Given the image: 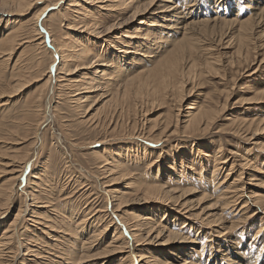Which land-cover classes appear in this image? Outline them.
Instances as JSON below:
<instances>
[{
	"label": "bare ground",
	"instance_id": "bare-ground-1",
	"mask_svg": "<svg viewBox=\"0 0 264 264\" xmlns=\"http://www.w3.org/2000/svg\"><path fill=\"white\" fill-rule=\"evenodd\" d=\"M34 1L35 2H33L32 0H0V67L8 66V68L13 71L15 64L11 68L10 63L11 61H13L14 57H16V53L21 48L23 49L20 50L19 55L20 53L24 54L23 51L27 47H32L30 48L32 51L36 52L37 50L35 56H39L41 53L47 52L49 57H51L52 60L49 58L51 62L50 64H48L45 70L46 74H43V76L46 77L43 83V90H46V88H48V92L45 97L44 108L41 110L42 118L40 122H37L40 123L37 124V126L39 125L38 128L35 126V128H37L36 132H34L35 136H32L31 132L32 138L34 137L33 140L36 142H41V144V126L52 119L53 109L51 108L50 97H53L52 94L54 86L56 84L58 86L65 87V89L71 90L69 95L71 97V105H74V108L81 109L83 111L82 115L84 116L80 117H83L85 119V117L90 114V111H93L95 109L93 115L91 114L92 117H89L90 120H93L95 117H97L101 110L105 111L106 107L111 106V104L116 105L117 103V105H119V102L125 100V98H127V95L129 94L127 92L130 86H133L132 88L136 86L132 92H135L137 89H139V91L137 90L138 92L134 93L135 97H138L139 94H142L144 90H147L148 93L150 92V94H148L145 91L150 97L149 100L152 99L153 101H157L159 99L164 100L166 98L168 99L169 97H173L174 100L178 101V103L180 104L184 101V97H187V99L188 97L190 98L193 90L195 89V86L200 87V83H198L197 85L195 83L199 82V80L204 76V73L208 74L211 72L215 73L216 70L219 71V69H215V67H213V65L211 64L214 63L213 61H211L212 58H208L211 55L203 52L201 50V47L196 48L195 42L198 41L196 39V36L198 35V33H200L198 31H201L203 27H209L212 30L218 27L234 28V26H236L237 29L235 31H237L240 36V38L238 37V45L243 46L244 43V47L246 46L247 48L248 45L246 41L249 42L250 40L249 36H247L248 33H251L252 28L257 26L260 21H262L264 18V7L262 6L260 0H237L238 3L234 2V0H215L214 6L216 10H213V14L210 10H208L212 5L211 0H191L190 2H188V0H143L144 3L147 2L146 4H141L142 0H66L67 6L62 7L61 5V7H59L56 11L54 10L53 13L55 12V15L59 17L61 26L62 22L66 19L62 10H64L65 12H73L77 14L65 27V29L75 34H72L68 37L64 35L61 38V42H56L52 38L50 32H48L47 28H45L46 21L44 22L42 20L40 23H38V20L45 11L49 10L48 8H54L64 0H55L51 2L48 0H40L47 2V4L36 10L37 12L35 11L36 13L32 16L34 20V23H32L33 28L29 33L24 34L22 25L26 21L25 18L22 17H26L28 12L33 9L34 5L36 3H39L38 0ZM95 3L102 4L100 5V7H96L97 11H110L113 13L111 16L115 18L119 14H121L120 10H131V14L129 15V17L127 16L128 19L124 21L125 18H122L124 22H126L127 20L133 21L141 14L148 15L147 18L144 17L145 19L139 20L137 24V29H142L143 35H141V37L138 38L139 40L135 41L132 45L133 51L129 50L131 48L129 47V44L132 43L131 41H129V39H133L136 36L132 33L126 35V40L123 41V44L120 42L116 45L114 42L106 43L104 42L105 40H102L103 38L100 37L102 35L96 28L97 24L94 21L95 18H93L91 21L90 19L88 20V18H86L87 16L91 17L93 15H91L87 11V9L91 7L90 5ZM250 4L252 6H250ZM85 5L89 7H86ZM250 7L252 8V11H256L257 13L243 20L238 19L239 17H242L244 9H250ZM229 8L235 10L234 18H230L229 14L227 13V9ZM46 15L44 16L46 17ZM256 16H258L256 19V21L258 22L252 24V20H254L252 17ZM228 17L230 19H228ZM112 24L107 28L105 27L108 24L104 26L105 33H109L113 27L119 28L120 26V23H118L119 26H117L116 24ZM89 34H92V40H89ZM200 35H202V33H200ZM245 36L246 38H244ZM200 39H203V37H201ZM102 42L104 43V45H102ZM46 43L47 45L49 44V49H51L50 51H47ZM203 48H205V46ZM238 49V54L240 55L242 48L238 47ZM39 50L45 51L38 52ZM250 52L251 50L249 51V53ZM31 54L34 55V53ZM247 54L248 51L246 50V55ZM134 55H139V57H141V61L138 60L140 58L135 57ZM198 55H201L202 59L203 56H205V58L203 59L204 61H202V63L199 61ZM206 55L208 57H206ZM246 55L244 56V58L246 57ZM250 57L251 54L248 58ZM247 61L248 59L246 60V62ZM237 62L239 61L237 60ZM28 63L29 62H27V64ZM259 63V65H263L264 58H262ZM24 65L26 66V63ZM202 65L203 67L206 66V71H204L205 68L202 69ZM234 65L237 67V64ZM24 68L26 70L28 69L27 67ZM35 69L38 70L39 68L37 69L36 67ZM255 71H253L252 74ZM2 72L0 70V74ZM18 77L19 76H17V78ZM15 78L16 76L14 77V79ZM18 80L19 78L16 80V82L14 81V84L12 82L11 84L13 85L8 86L9 88H7L6 90H0V99L2 97H6L7 94L14 95V93L20 91V89L22 88V84L20 83L22 81H20L21 79L19 81ZM185 85H191V87L188 89L189 92L186 95L183 92V89L185 90V92L187 90L184 88ZM26 86L27 85H25V87ZM228 88H226V90ZM231 89H233V87ZM39 90L40 89H38L37 91V94L39 92L38 96H34V98L36 97L38 99L36 103H40L39 100L42 99V91ZM228 92H230L229 89ZM257 94H259V96L256 97V99H260L262 101L264 99V90L263 92ZM141 96L139 97L141 98ZM97 101H99L101 105L96 109L95 103ZM226 101L224 99L223 105H220L218 102V105L220 106L217 110L214 109L215 113H223V111L225 110L224 108L227 107ZM7 102H1L0 108L6 107ZM89 103L90 106H87V104ZM30 104L32 107V101ZM39 105L41 108V104ZM39 105L36 107H39ZM206 105H200V103L198 104L196 100H194L189 105L187 104V111L181 114L179 122L177 119L179 108H177V114H173L176 123L172 121L173 125L169 126L168 124L171 122L168 123L164 121L166 122V124L163 125V122V126L161 128L159 127L160 130H158L159 128L157 129L158 133L156 135H153V142L156 143L155 150H148L144 147L145 145L140 146L138 144V141L150 140V138L148 136H142L143 133L146 134L144 132V130L146 129L140 130V128H136V125L134 124V126H132L131 136L123 138L126 142L123 148L121 146L120 149L115 151H109L105 148L106 150L103 151V154L100 152L98 153L100 154L98 156L96 152V155H94L96 157L94 158L95 160L97 158L99 161L98 166H95L98 167V173H94V170L92 171V169H88L90 173L91 171L94 173L91 177L94 178V183H96V185L92 183L94 186L91 190L90 183H88V179L85 178V180L87 181L83 182L80 179L83 177H74L75 173L73 175V173L71 172L67 177L68 182L66 181L67 183H65H71L75 179L77 180V182L73 181L74 183L72 182L71 184L73 185L77 183L78 185L76 184V188L72 189H70L72 185H69V192H67L68 194H66V196L64 197H62V193L66 184L65 186L62 185L61 187L63 188L57 189L58 191H60L57 194V197L53 199V196L55 195L54 193L56 192L55 188H57L56 186L58 185L56 184L55 186H53L50 181L49 184L46 185L44 183L45 181L43 180L45 175L42 173L41 170L40 171L42 174L33 176L31 175L32 178L30 179V181L27 180L29 181L27 182L28 185L25 183L27 187L23 190L26 192L25 198L30 203H27L25 198L22 204L19 201L18 204L21 205L18 206V209L16 208L17 211L16 214L13 216L14 219L12 221H8L7 223L3 221L0 222V226L7 225V227L3 228L0 232V264H24V262L26 264H108L110 258L122 253L123 256H121L120 259L112 261L109 264L263 263L264 180H261L255 175L256 173H259V171L261 172V170H258V166H251L250 160L246 161V159H243L241 157L239 161V166L242 167L241 171H239V174H237V176H234L233 179H228L230 177V172H232L234 169L233 164L236 159L231 160L230 164H228L229 159L227 158V156H224L225 154L221 143H217L218 145H215V147L211 146L210 144H199L200 140L206 139V135H208L211 130H213V126L216 124L217 119V116H214L215 113H212V111H210L212 110V108L209 110L210 104L209 106L207 105L208 107ZM36 107L34 109H36ZM86 107L87 109L84 111L83 109ZM212 107L215 108L216 106L214 107L213 105ZM26 109L29 110V108L27 107ZM28 110H26V112H28ZM32 112L38 113L39 111L33 110ZM102 113L103 112H101L100 114ZM233 116L235 118V115ZM168 117L170 120H172L170 118V115ZM169 119L166 120L169 121ZM227 120H229L228 123L230 121L232 122L230 123L231 125H236V123H238L241 126L240 130L235 129L230 131H234L235 134H240L241 136L244 135L245 139H250V141L252 139L255 140V137L257 135L259 136V134L264 131V119L237 121L236 119L231 118ZM108 121L111 122V119L109 118ZM97 125L98 124H95L94 128ZM231 127L234 128V126ZM251 127L255 128L252 129ZM13 128L14 127H11V129ZM152 128L154 127L152 126L148 128V131L150 132ZM23 130L25 131L26 128L24 127ZM34 130L35 129H33V131ZM216 133H219V131ZM13 135H15V131ZM25 136L21 138L24 139L26 138ZM174 137L176 140L182 141V139H184L190 146H194L193 148L187 149L189 151L188 154L190 156L187 157L185 160L182 158V154H185L187 150H183V147H180V145H182L181 143H176L173 148L171 147L167 150H164L163 146L160 149L157 148L158 145H161L160 143L163 144L169 141L173 142L175 140ZM56 139L58 138L56 137ZM101 140L99 139L98 142H100ZM32 142L33 141H31V144ZM14 143L15 142H13V144ZM28 144L26 146H28ZM38 144L40 145V143ZM165 146H167V144ZM33 147H36L35 144L33 145ZM260 147L262 148V150H264V145H260ZM9 148L10 155L8 154L7 156L12 158L6 157L7 162L0 161V166L4 168V173L6 175H9L7 180H4L5 182L1 184L3 186H0L2 188V190H0V219H3L4 216H7L10 202L14 200H12L14 192L12 190L13 184L17 180H22V178L24 177V173L26 172H24L26 165L22 167L23 164L21 162L19 163L18 160L20 159L17 158L18 156L16 155V158L12 156L13 152L11 153V150L13 148ZM21 148L24 149L23 147ZM174 149L176 150L174 151ZM20 150L21 149L19 148L18 152H21L22 155V150ZM9 151L7 153H9ZM23 152L26 151L23 150ZM61 153L64 155L63 152ZM25 155H27L26 157L28 158V160ZM25 155L24 157L26 159L22 157L21 158L30 162L31 160H29L28 154L26 153ZM61 157L62 156H60V158ZM259 157L261 158V156ZM243 161L245 162L242 163ZM53 163L55 164V162ZM141 163H145L146 171L156 168L157 174L156 172H154L155 176H152V171V175H147L146 173L148 172H145L142 174L143 177L135 178V174H133V172L139 169ZM95 164L97 165V163ZM163 164H167V169L165 168V170L162 171V174H160V168L163 166ZM226 164L229 165V170L224 173L225 176H223V178L220 180V171L225 168ZM66 166L63 165L62 168L64 167L63 169H65ZM1 170L2 169H0V171ZM77 170L78 169H76L75 171ZM244 170H247V172H243ZM64 171L66 172V170ZM56 172L58 175V170ZM37 173L39 174V172ZM44 173H46V171ZM87 174L89 173L87 172ZM95 174L96 176H94ZM48 175L51 174L48 173ZM163 176L165 177V179H163ZM51 177L53 178L54 176L52 175ZM46 178L45 180H47ZM78 179H80L81 181H78ZM250 179H254V183L253 189L248 192V189L245 187L244 182L245 180L247 181ZM120 182L122 187L121 189L118 186H115ZM42 183L47 186V189L42 188V186H44ZM196 186H198L199 189L209 187V189H207L205 193L202 192L204 190L200 191L203 194L199 200L203 199L209 203V205L203 208H200L201 201L192 204L189 199V197H191V195L197 191ZM16 187L18 188L21 186L16 185ZM98 187H100L101 189L100 193H98ZM94 188L97 190L94 191ZM128 195H133V197H131L132 199H126V196ZM76 196L77 198H75ZM72 198L75 201L72 200ZM78 198L79 200L82 199L83 201L81 203H76V200H78ZM100 198L102 199V202L104 201L103 204H100ZM56 199H59L58 201L62 203V207L58 204L53 203V201H55ZM152 201L162 205L160 206L159 212L156 215L153 214L155 212H152L153 209L149 210L150 212L146 210L145 214H138V212L128 208L134 203L145 204L152 203ZM170 210H172L173 212H170ZM259 210H261L262 216L260 212H258ZM233 211L236 212L235 215H232ZM24 215H27V218L25 219L26 222L35 227L31 233L28 231L30 233V236L28 234L26 235L25 231L21 233V235L17 231V226H20V224L17 225V223L19 221H22L21 218ZM234 217L237 218L233 221H229ZM256 219H259L260 222L259 224L257 223L258 225L255 227V230H253L254 237L251 238L252 240L249 242V244H247L246 247V244L244 245L241 242L240 237L243 235L244 230H246L245 227H247L249 224H253ZM177 224L180 225L177 226ZM223 224L225 226H223ZM62 228H65L64 235ZM37 231H39V233ZM53 231L57 234L50 237L51 234L49 232ZM209 231L215 233L214 237H222V240L210 239L207 242L208 244H206V241L202 244H199L200 240H205L204 235H207L208 238H212V236L209 235ZM110 232H112V235L110 236V240H108V234ZM40 233L45 235L46 239H50V243L44 242V238L42 239L40 238V235H38ZM190 233H192V236H188ZM105 241H107L106 244ZM40 242L43 243V245L46 244V247H50V251H53V255L57 260L49 258V256L46 257L45 255H42L43 252L41 253L39 251L40 248H38V246H40ZM152 245H156L160 248L162 247L164 251L161 250L159 252H156V254L150 252L148 247ZM182 245L185 246L187 250L181 254L179 253V250L182 249ZM214 246H216V248ZM196 247L199 248L194 249ZM205 247L207 250H205ZM46 250L47 249H45V251ZM50 253L52 254V252ZM214 253L220 254L216 256V254ZM28 256L30 258H26ZM204 258H206L205 261L202 260Z\"/></svg>",
	"mask_w": 264,
	"mask_h": 264
},
{
	"label": "rangeland",
	"instance_id": "rangeland-1",
	"mask_svg": "<svg viewBox=\"0 0 264 264\" xmlns=\"http://www.w3.org/2000/svg\"><path fill=\"white\" fill-rule=\"evenodd\" d=\"M33 2H35L34 0H32ZM48 1H55V0H48ZM191 0H188V2H190ZM39 3H36L33 7L32 10H30L28 12V14L26 15V17H22V18H25V23L22 25V28H23V31H24V34H27L31 31V29L33 28V25L32 23H34L33 21V15L37 12L36 10H38L39 8L43 7L45 4H47V2H44V1H40L38 0ZM65 2V3H64ZM212 2V5L211 7L208 9L212 12L213 14V10H216L215 9V0H211ZM234 2L238 3V1L234 0ZM262 6L264 7V0H260ZM147 3V2H146ZM143 2V0L141 1V4H146ZM99 4V5H97ZM66 7V0L60 2V4H58L56 7L52 8H48L49 10H52V11H45L43 14L46 15V17L43 15V19L42 18H39L38 20V23H40L42 20L45 22L46 21V27L48 32H50L52 38L56 41V42H61V38L65 35L66 37L72 35V34H75V33H72L71 31L65 29L66 25L68 23L71 22V19L74 18L77 14L73 13V12H65L64 10H62V12L64 13V16H65V21L62 22V26H61V22L59 20V17L56 16L55 12L53 13V11L57 10L59 7ZM100 5H102L101 3H95V4H92L90 5L91 7L85 5L86 7H89L87 9V11L92 15L90 16H87L86 18H88V20L90 19V21L95 18V23L97 24L96 28L97 30L101 33L102 36H100L101 38H103L102 40H105L104 42H114L116 45L118 43H122L123 44V41L126 40V35H129V33H132L134 35H136L133 39H129V41H131L132 43L129 44V47H131L129 50L130 51H133V47L132 45L134 44L135 41L139 40L138 38L141 37V35H143V31L142 29H137V24L139 22V20H143L145 18H147L148 15H145V14H141L139 15L136 19H134L133 21L132 20H127L126 22H124L126 19H128L129 15L131 14L129 9H121L120 10V13L117 17L119 18H115V17H112L111 15L113 14L112 12L110 11H97V8L96 7H100ZM93 6V7H92ZM235 6V5H234ZM250 6H252L250 4ZM119 8V9H120ZM95 9V10H94ZM252 8L250 7V9H244L243 13H242V17H239L238 19H245L255 13H257L256 11H252L251 10ZM36 11V12H35ZM117 12V11H116ZM128 12V13H127ZM221 12V11H220ZM226 12V10H225ZM66 13V14H65ZM119 13V12H118ZM227 13L229 14L230 18H234V14H235V10L234 9H227ZM241 14V13H240ZM98 15V16H97ZM122 16V17H121ZM128 16V17H127ZM211 16V15H210ZM214 16V15H212ZM263 16H264V13H263ZM45 17V18H44ZM145 17V18H144ZM258 16L256 17H252L254 20H252V24H255L256 22V19H257ZM124 21H123V19ZM228 17V19H230ZM29 19V20H28ZM32 21H31V20ZM114 19V20H113ZM116 19V20H115ZM119 19V20H118ZM137 20V21H136ZM115 21V22H114ZM121 21V22H119ZM118 25V23H120V26L119 28L118 27H113L111 29V33H105L104 29L107 28L108 26H110L111 24ZM124 22V23H123ZM108 24V25H107ZM112 24V25H113ZM107 25V26H106ZM257 25V24H256ZM104 26H106L104 28ZM258 26V27H257ZM253 27L255 29L252 28V32L248 33L247 36H249V42L246 41L247 43V48L246 46L244 47V43H243V46H239L238 45V37L240 38L239 36V33L237 31H235L237 29L236 26H234V28H230V27H227V28H221V27H218L219 28V31H218V28H215V29H212L209 28V27H203L201 31H198L200 33H202V35H200V33H198V35L196 36L197 40L198 41H194L195 42V45H196V48H202L201 50L203 52H205L206 54H210L211 56H207L208 58H212L211 61H213L214 63H210L213 65V67H215V69H219L215 71V73H204V76L199 80V82H196L195 84L197 85L198 83H200V87L199 86H195V89L193 90L192 92V95L190 96V98L188 97H184V101L182 103H178V101H175L174 98L172 100V98H166V99H159V100H149L150 97L148 96V94H150V92L148 93L147 90H144L142 94H139V96H141V98L138 96V97H135V92H138L139 89H135L136 91L135 92H132L134 90V88L136 86H134V88H132L133 86H130L129 89H128V92L129 93L127 95V98H125V100L119 102V105H116L114 104H111V106H108L106 107L105 111L101 110L99 112V114L97 115V117H95L93 120H90V116L91 114L93 115L94 113V110L90 111V114L87 115V117H85V119L83 117H80V116H84L82 115L83 111L81 109H76L74 108V105H71L72 102L70 100V91L71 90H68V89H65V87H62V86H58L57 84L54 86V90H53V94L52 96L53 97H50V103H51V108L53 109L52 110V119L49 120L48 122L44 123L42 126H41V131H42V134H41V137H42V144L41 142H36L34 141V137L32 138V136H35V133L38 126L37 124H40V123H37V122H40L41 121V118H42V112L41 110L44 108V101H45V97H46V94L48 92V88H46V90H43V83L46 79L45 76H43V74H46V67L48 66V64H50V60L49 58L51 59V57H49L48 53L45 52V53H41L39 56H40V59H39V56H35V54L37 53V50L36 52L35 51H32L30 48L32 47H27L26 49H24L23 53L24 54H21L19 55V52L20 50H22L23 48H21L17 53H16V57H14L13 61H11L10 63V66L12 68V66L15 64L14 66V70L11 71L10 68H8V66H3V67H0V70H1V74H0V90H6L7 88H9L8 86H12L14 84V81L16 82V80L19 78L20 81H22L20 84H22V88L20 89V91L11 94H7L6 97H2L0 99V103L1 102H7V105L6 107H2L0 108V161H5L7 162V158H12V157H9L7 156L8 154L10 155V151H9V147H12L11 149V154L14 158H17L18 159H26L27 155H25L26 153L28 154V157H29V160H31L30 162L26 161V160H18L19 163L21 162L22 164V167L25 166V169H24V177L26 178H22V180L20 179L15 181V183L13 184V188L12 190L14 191L13 192V197H12V200H16V201H12L10 202V206H9V210L7 212V216H4L3 219H0V222L3 221L5 223H7L8 221H12L14 219V215L16 214V211L18 209V206L22 204L23 200H25V196H26V192L23 191L24 189H26L28 183L30 181V179L32 178L33 175H40V174H44V178L43 181L46 185L49 184V181L51 184H53V186H55L56 184L59 186H56L57 188H55L56 192L53 194V199H55V197H57V194L59 193V191L57 189H61L63 187H61L62 185L65 186V184L68 182V179L67 177L69 176V173H75V176L74 177H83V178H80L83 182L84 181H87L85 180L88 179V183H90V190L92 189V187L94 186L92 183H94L95 181L93 180L94 178H92V174H94L95 172L98 173V167H95V166H98V159L94 157V155H96V152H97V156L100 155L98 153H102L103 154V151L108 149L109 151L110 150H118L121 148H123L124 144L126 143L125 140L123 138H126L127 136H131V130H132V126H134V124L136 125V128H140L141 129H146L144 130V132L147 134H142V136L144 137H149L150 140H144V141H138L139 145L141 146H144L146 149L148 150H155L156 149V143H154V139L152 138L153 135H156L158 132H157V129L160 127H162L163 125L166 124V122H171V123H167L169 126H172L173 125V122H175V119H174V116L173 114H177V108H179V113L177 114V119H178V122L181 118V114H183V112L187 111L186 108L188 107L187 104H191L194 100H196V102L200 105H208L210 104V108L209 110L212 108V113H215V110L214 109H218L220 105H223L224 103V99L226 101V106L223 111V113H215L214 116L217 118L216 119V124L213 126V130H211V132L206 135V139H202L200 140L199 144L201 145H207V144H210L211 146L215 147V145L217 146L218 144H222V148L224 150V156H227V158L229 159V162L228 164H230V161L231 160H235L234 164H233V171L230 172V178H234V176H237V174H239V171H241V166L240 165V158L242 157L243 159H246V161H249L251 162V166H258V170L260 169L261 172L259 171V173H256L255 175L260 178L261 180H264V150H262V148L260 147V145H264V131H260L258 134L259 136L257 135L255 138V140H251L250 139H245L244 135L241 136L240 134H235L234 131H230V130H235V129H238L240 130L241 129V126L240 124L236 123V125H231L230 123H232L231 121L228 123L229 120L227 119H236L237 121H241V120H246V121H250V120H261V119H264V99L261 101L260 99H256V97L259 96V94L257 93H260V92H263L264 90V64L263 65H259L260 63V60L262 58H264V18L262 21H260V23ZM257 27V28H256ZM100 28V29H99ZM103 28V29H102ZM121 28V29H120ZM38 29V28H37ZM115 29V30H114ZM207 31H206V30ZM229 31H228V30ZM231 29V30H230ZM121 30V31H120ZM137 30V31H136ZM205 30V31H203ZM103 31V32H102ZM209 31V33H208ZM222 31V32H221ZM38 32V31H37ZM35 32V33H37ZM114 32V33H113ZM134 32V33H133ZM206 32V33H205ZM213 32V33H212ZM237 32V33H236ZM39 33V32H38ZM105 33V34H103ZM142 33V34H141ZM108 34V35H107ZM194 34V33H193ZM196 34V32H195ZM194 34V35H195ZM207 34V35H206ZM92 35V34H91ZM90 34L88 35V38L89 40L91 39L92 40V36ZM200 35V37H199ZM216 35V36H215ZM254 37H253V36ZM211 36V37H210ZM201 37H203V39H200ZM100 38V39H101ZM212 38V39H211ZM219 38V39H218ZM221 38V39H220ZM243 38V37H242ZM246 38V36L244 37ZM101 40V41H102ZM193 40V39H192ZM253 40V41H252ZM99 41V42H101ZM119 41V42H118ZM203 41V42H202ZM49 42V40H48ZM193 42V43H194ZM199 42V43H198ZM198 43V44H197ZM202 43V44H201ZM251 43V44H250ZM101 44V43H100ZM209 44V45H208ZM47 45V43H46ZM102 45H104V43L102 42ZM49 44L46 46L47 48V51H50L51 49ZM205 46V48L203 47ZM25 47V46H23ZM237 47V48H236ZM238 47L239 48H242L241 50V54L239 55L238 54ZM250 47V48H249ZM99 48V47H98ZM125 48V47H124ZM123 48V49H124ZM208 48V49H207ZM211 48V49H210ZM237 49V50H236ZM248 51V54L246 55V50ZM253 49V51H252ZM200 50V49H199ZM207 50V51H206ZM235 50V52H234ZM245 50V51H244ZM251 50V52L249 53V51ZM45 51V50H43ZM42 50H39L38 52H43ZM258 51V52H257ZM92 52V50H91ZM26 53V54H25ZM31 53H34L31 54ZM232 54V55H231ZM237 54V55H236ZM246 55V57L244 58V56ZM251 54V57L248 58ZM25 57H24V56ZM254 55V56H253ZM24 58H23V57ZM135 56V55H134ZM201 56V55H200ZM198 55V59L199 61L202 63V61H204L203 59L205 58V56H203V59H202V56L200 57ZM21 57V58H20ZM38 57V58H37ZM135 57H138L140 59H138L139 61H141V57H139V55H136ZM236 57V58H234ZM23 58V59H22ZM36 58V59H35ZM215 58V59H214ZM35 59V60H34ZM38 59V60H37ZM229 59V60H228ZM240 62H237V60ZM248 59V61L246 62V60ZM17 60V61H16ZM29 60V61H28ZM52 60V59H51ZM16 61V62H15ZM26 63V66L24 65ZM40 61V62H38ZM48 61V62H47ZM216 61V62H215ZM231 61V62H230ZM18 62V63H17ZM22 62V63H21ZM27 62H29L27 64ZM31 62V64H30ZM38 62V63H37ZM42 62V63H41ZM45 62V63H44ZM231 64V65H229ZM236 62V63H234ZM253 62V63H252ZM40 63V64H39ZM44 63V65H43ZM21 64V65H19ZM234 64H237V67L234 65ZM242 64V65H240ZM256 64V65H255ZM43 65V66H41ZM23 66V67H22ZM31 66V67H30ZM37 67L38 70H36L35 68ZM229 66V67H228ZM232 66V67H231ZM235 66V67H234ZM243 66V67H242ZM258 66V67H257ZM7 67V68H5ZM19 67V68H18ZM22 67V68H21ZM24 67H27L28 69L26 70ZM31 69H30V68ZM222 69H221V68ZM246 67V68H245ZM45 68V69H44ZM205 68V69H204ZM230 68V69H229ZM21 69V70H19ZM24 69V71H23ZM202 69H204V71H206V66L203 67L202 65ZM236 69V70H235ZM238 69V70H237ZM247 69V70H246ZM252 69V70H251ZM41 70V71H40ZM235 70V71H234ZM241 70V71H240ZM256 70V71H255ZM10 71V72H9ZM23 71V72H22ZM255 71L253 74L252 72ZM41 72V73H40ZM238 72V73H237ZM17 73V74H16ZM30 73V74H29ZM33 73V74H32ZM22 74V75H20ZM32 74V75H31ZM234 74V75H233ZM249 74V75H248ZM252 74V75H251ZM29 75V77H28ZM41 77H40V76ZM214 75V76H213ZM220 75V76H219ZM224 75V76H223ZM236 75V76H235ZM11 76V77H10ZM16 76V78L14 79V77ZM17 76H19L17 78ZM21 76V78H20ZM33 76V77H32ZM216 76V77H215ZM222 76V78H221ZM232 76V77H231ZM25 78V80H24ZM235 78V80H234ZM44 79V80H43ZM18 80V81H19ZM24 80V82H23ZM231 80H234V81H231ZM13 82V84H11ZM24 83V84H23ZM8 84V85H7ZM6 85V86H5ZM24 85V86H23ZM25 85H27L25 87ZM137 85V84H136ZM6 87V88H4ZM24 87V88H23ZM60 89H58V88ZM191 87V85H185L184 88L185 89H189ZM229 87V88H228ZM233 87V89H231ZM57 88V90H56ZM64 88V89H63ZM226 88L229 89L230 92H228V89L226 90ZM38 89H40L39 91H42V99L39 100L40 103H36V101L38 100L36 97L34 98V96H38L37 94V91ZM131 89V90H130ZM262 89V90H261ZM67 90V92H66ZM185 92V90L183 89V92L184 94L186 95L189 90ZM36 91V93H35ZM45 91V92H44ZM56 91V92H55ZM148 93H146V92ZM224 91V92H223ZM227 93H226V92ZM41 93V92H40ZM57 93V94H56ZM68 93V94H67ZM198 93H201V94H198ZM19 94V95H18ZM37 94V95H36ZM16 95V96H15ZM58 95V96H57ZM145 95V96H144ZM204 95V96H203ZM210 95V96H209ZM220 95V96H219ZM229 95V96H228ZM14 96V97H13ZM31 96V97H30ZM207 96V97H206ZM30 97V99H29ZM56 99H55V98ZM61 99H60V98ZM131 97V98H130ZM146 97V98H145ZM149 97V98H148ZM9 98V99H8ZM14 98V99H13ZM210 98V99H209ZM32 99V100H31ZM34 99V100H33ZM133 99V100H132ZM211 101H209V100ZM213 99V101H212ZM53 100V101H51ZM186 100V101H185ZM217 100V101H216ZM31 101H32V107H31ZM35 101V103H34ZM56 101V102H55ZM69 101V102H68ZM100 101V100H99ZM99 101H97L95 103V108L97 109L101 103H99ZM129 101V102H128ZM170 103H169V102ZM209 101V102H208ZM90 102V101H89ZM123 102V104H122ZM146 102V103H145ZM151 102V103H150ZM173 102V103H172ZM177 104H176V103ZM203 102V103H202ZM205 102H208V103H205ZM213 102V103H212ZM217 102V103H215ZM218 102L220 105H218ZM222 102V103H221ZM253 102V103H252ZM28 103V105H27ZM172 103V104H171ZM205 103V104H204ZM214 105L215 108H213L212 104ZM41 104V108H40V105ZM58 104V105H57ZM92 104V102H91ZM98 104V105H97ZM148 104V105H147ZM218 106H217V105ZM27 105V106H26ZM36 106L39 105V107H36V109H34ZM90 106V103L87 104V106ZM175 105V106H174ZM177 105V106H176ZM206 105V106H207ZM29 108L26 109V107ZM29 106V107H28ZM179 106V107H178ZM192 106V105H191ZM207 106V107H208ZM229 106V107H228ZM111 107V108H110ZM144 107V108H143ZM28 110V112H26V110ZM87 109L84 108L83 110L85 111ZM129 109V110H128ZM33 110H38L39 112L41 113H37V112H32ZM175 110V111H174ZM4 111V112H3ZM31 111V112H29ZM80 111V112H79ZM120 111V112H119ZM214 111V112H213ZM9 112V114H8ZM25 112V113H24ZM101 112H103L102 114H100ZM119 112V113H118ZM4 113V114H3ZM7 113V114H6ZM29 113V114H28ZM35 113V114H34ZM114 113V114H113ZM121 113V114H120ZM2 114V115H1ZM135 114V115H134ZM25 115V116H24ZM38 115V116H37ZM122 115V116H121ZM170 115V118L172 120L169 119V116ZM235 115V118L234 116ZM3 116V118H2ZM100 116V117H99ZM111 116V117H110ZM173 118H172V117ZM219 116V118H218ZM222 116V117H221ZM37 117V118H35ZM92 117V116H91ZM107 117V118H106ZM214 117V118H215ZM221 117V119H220ZM228 117V118H227ZM231 117V118H230ZM259 117V118H258ZM13 118V119H12ZM21 118V119H20ZM33 118V119H32ZM97 118V119H96ZM111 119V122L108 121V119ZM176 118V116H175ZM32 119V120H31ZM89 119V120H87ZM104 119V120H102ZM166 119H169V121H167ZM240 119V120H239ZM6 120V122H5ZM24 120V121H23ZM82 120V121H81ZM95 120H96V123H95ZM99 120V122H98ZM3 121V122H2ZM17 121V122H16ZM19 121V122H18ZM91 121V122H90ZM107 121V122H106ZM137 121V122H136ZM166 121V122H164ZM35 124H34V123ZM51 122V123H50ZM110 122V123H109ZM126 122V123H125ZM164 122V124H163ZM2 123V124H1ZM21 125H20V124ZM26 123V124H25ZM103 123V124H101ZM95 124H98L97 126H95L94 128V125ZM106 124V125H105ZM116 124V125H115ZM155 124V125H154ZM163 124V125H162ZM179 124V123H178ZM5 125V126H4ZM19 125V126H18ZM23 126V127H22ZM32 126V127H31ZM35 126L37 128H35ZM102 126V127H101ZM146 126V127H145ZM154 127L150 130V132L148 131L150 127ZM231 126H234L231 127ZM11 127H14L13 129H11ZM26 128V130L24 131L23 128ZM99 127V128H98ZM237 127V128H236ZM35 129L33 131V129ZM160 128L158 130H160ZM175 128V127H174ZM173 128V129H174ZM225 128V129H224ZM227 128V129H226ZM252 129H254L253 127H251ZM7 129V130H6ZM12 132H10L9 130ZM104 129V130H103ZM251 129V130H252ZM7 132H6V131ZM114 130V131H113ZM156 130V131H154ZM15 131V135H13ZM24 131V133H23ZM154 131V132H153ZM219 133H216L218 132ZM31 132H32V136H31ZM113 132V133H112ZM156 132V133H155ZM229 132V133H227ZM6 133V134H5ZM27 133V134H26ZM34 133V135H33ZM233 135H232V134ZM13 136H12V135ZM22 134V135H21ZM24 134V135H23ZM26 134V136H25ZM53 134V135H52ZM69 134V135H68ZM263 134V135H262ZM151 137H150V136ZM229 135V136H228ZM17 136V137H16ZM25 136L26 138H21ZM28 136V137H27ZM125 136V137H124ZM135 136V135H134ZM141 136V135H140ZM238 136V137H237ZM240 136V137H239ZM263 136V137H262ZM11 137V138H10ZM51 137V138H50ZM56 137L58 139H56ZM73 137V138H72ZM105 137V138H104ZM232 137V138H231ZM242 137V138H241ZM4 138V139H3ZM7 138V139H6ZM10 138V140H9ZM31 138V139H30ZM61 138V139H60ZM72 138V139H71ZM103 138V139H102ZM12 139V141H11ZM27 139V140H26ZM48 139V140H47ZM54 139V140H52ZM71 139V140H70ZM93 139V140H92ZM99 139L102 141L98 142ZM106 139V140H105ZM173 139V138H172ZM175 139V137H174ZM173 139V140H174ZM233 139V140H232ZM245 139V140H244ZM22 140V141H21ZM57 140V141H56ZM60 140V141H59ZM9 141V142H7ZM11 141V142H10ZM28 141V142H27ZM31 141L32 144H31ZM47 141V142H46ZM59 141V142H58ZM95 141V143H94ZM97 141V142H96ZM181 140H174L173 142L169 141V142H166V143H160L161 145H158L157 148H162V146L164 147L163 149L164 150H167L168 148H173V146L176 144V143H181L182 145H180V147L183 149V150H187L188 148H193L194 146H190L184 139H182L181 142H179ZM220 141V142H219ZM250 141V142H249ZM7 142V143H6ZM13 142H15L13 144ZM35 142V143H34ZM49 142V144H48ZM55 142V143H54ZM58 142V143H56ZM72 142V143H71ZM123 142V143H122ZM212 142V143H211ZM5 143V144H4ZM13 145H12V144ZM20 143V144H19ZM23 143V144H22ZM30 143V144H28ZM35 144V148L33 147V145ZM40 143V145L38 144ZM71 143V144H70ZM104 143V144H102ZM106 143V144H105ZM153 143V144H151ZM218 143V144H217ZM258 143V144H257ZM25 146L28 144V146ZM48 144V145H46ZM55 144V145H54ZM59 144V145H58ZM100 144V145H99ZM167 144V146H165ZM256 144V145H255ZM5 147H4V146ZM46 145V146H45ZM57 145V147H56ZM72 145V146H71ZM98 145V146H96ZM105 145V146H104ZM200 145V146H201ZM21 146L23 147L24 149H22L21 147H19L21 150H22V155H21V152H18L19 151V148L18 147ZM32 146V147H30ZM40 146V147H39ZM43 146H44V149H43ZM61 148H59V147ZM95 146V148H94ZM102 147V148H101ZM148 147V148H147ZM150 147V148H149ZM152 147V148H151ZM6 148V149H5ZM29 148V149H27ZM41 148V149H39ZM59 148V149H58ZM106 148V149H105ZM251 148V149H249ZM26 149V150H25ZM38 149V150H37ZM162 149V150H163ZM247 149V150H246ZM259 149V150H258ZM4 150V151H3ZM7 150V151H6ZM15 150V151H14ZM20 150V151H21ZM26 151V152H23ZM33 152H32V151ZM60 150V151H58ZM63 150V151H62ZM176 149H174L175 151ZM253 150V151H252ZM9 151V153H7ZM27 151H31V152H27ZM38 154H37V152ZM122 151V150H121ZM260 151V152H259ZM39 152H40V155H39ZM63 152L64 155L61 153ZM93 152V153H92ZM162 152V151H161ZM177 152V151H176ZM254 152V153H253ZM25 153V154H24ZM33 153V154H32ZM35 153V154H34ZM189 151L187 150L185 154H182V158L185 160L187 157H189L190 155L188 154ZM19 154V155H18ZM30 154V155H29ZM37 154V155H36ZM42 154V155H41ZM93 154V155H92ZM101 154V155H102ZM17 155V156H16ZM25 155V157H24ZM253 155V157H252ZM60 156H62L60 158ZM186 156V157H185ZM261 156V158L259 157ZM7 157V158H6ZM22 157V158H21ZM33 157V158H32ZM64 157V158H63ZM93 157V158H92ZM165 157V155H164ZM252 157V158H251ZM255 157V158H254ZM258 157V158H257ZM4 158V159H3ZM260 158V159H259ZM66 159V160H65ZM259 159V160H258ZM28 160V158H27ZM39 160V162H38ZM48 160V161H47ZM258 160V161H257ZM263 160V161H262ZM66 161V162H65ZM98 161V162H97ZM238 161V162H237ZM27 162V164H26ZM55 162V164L53 163ZM69 164H68V163ZM245 161H243L242 163H244ZM260 162V163H259ZM25 163V164H24ZM30 163V164H29ZM32 163V164H31ZM48 163V164H47ZM66 163V164H65ZM97 163V165L95 164ZM146 163V162H145ZM145 163H141L140 164V167L138 170L134 171L133 174H135V178H141L143 177L142 174L145 173V172H148L146 173L147 175H152V176H155V173L157 174V169L154 168V169H150L148 171H146V166H145ZM238 163V164H237ZM258 163V164H257ZM39 164V165H38ZM46 164V165H45ZM54 164V165H53ZM68 167L65 169L62 168L63 165ZM74 164V165H72ZM226 164L225 168L223 170L220 171V180L223 178V176H225L224 173H226L228 170H229V165ZM260 164V165H259ZM48 167V168H46ZM71 165V166H70ZM87 165V166H86ZM54 166V167H53ZM59 166V167H58ZM73 166V167H72ZM86 166V167H85ZM58 167V168H57ZM70 167V169H69ZM78 169L77 171H75L76 169ZM89 167V168H88ZM185 167V166H184ZM27 168V169H26ZM35 168V169H34ZM43 168V169H42ZM54 168V169H53ZM63 170H62V169ZM72 168V169H71ZM75 170H74V169ZM84 168V169H82ZM165 168L167 169V164H163V166L160 168V174H162V171L165 170ZM263 168V169H262ZM0 169H2L0 171V186L2 187L3 185V182H5L8 178L9 175H6L4 173V168H2L0 166ZM30 169V170H29ZM34 169V170H33ZM92 169V171L94 170V173L89 170ZM42 173H41V171ZM49 172H48V171ZM53 172H52V171ZM58 170V175H57V171ZM61 172H60V171ZM66 170V172L64 171ZM84 170V171H83ZM87 170V171H86ZM97 170V171H96ZM28 171V172H27ZM46 171V173L44 172ZM64 171V172H63ZM150 171V172H149ZM153 173H152V172ZM211 171V169H210ZM39 172V174L37 173ZM51 174V175H48V173ZM56 172V174H55ZM81 172V173H80ZM83 172V173H82ZM87 172L89 174H87ZM243 172H247V170L243 171ZM30 173V174H29ZM54 173V174H53ZM61 173V174H60ZM96 173V174H97ZM152 173V174H151ZM65 174V175H64ZM96 174L94 176H96ZM28 175V176H27ZM32 175V176H31ZM54 176L53 178L51 176ZM57 175V176H56ZM63 175V176H62ZM72 175V176H73ZM82 175V176H81ZM85 175V176H84ZM98 175V174H97ZM47 176V178H46ZM50 176V177H48ZM88 176V177H87ZM137 176V177H136ZM245 176V175H244ZM58 177V178H57ZM195 177V176H194ZM45 178L47 180H45ZM50 178V179H48ZM26 182H25V180ZM58 179V180H57ZM67 179V180H66ZM80 179H78V181H81ZM163 179H165V177L163 176ZM5 180V181H4ZM24 180V181H23ZM29 180V181H27ZM254 180V179H253ZM252 179L250 180H245L244 182V185L245 187L248 189V192L251 191L253 189V181ZM19 181V182H18ZM53 181V182H52ZM62 181V182H61ZM67 181V182H66ZM74 182H77V180H73ZM72 181V182H73ZM93 181V182H92ZM231 181V180H230ZM47 182V183H46ZM58 182V183H57ZM61 182V183H60ZM66 182V183H65ZM71 182V183H72ZM73 182V183H74ZM19 183V184H18ZM27 185H26V184ZM55 183V184H54ZM64 183V184H63ZM71 183H68L66 184L65 188L63 189V193H62V197L66 196V194H68L67 192H69V185H72ZM43 184V183H42ZM43 184L44 186H42L43 189H47V186ZM77 183L73 184L71 186L70 189L72 188H76V185ZM96 185V183H94ZM17 186H21V187H16ZM25 185V186H24ZM78 185V184H77ZM15 186V187H14ZM25 188H24V187ZM99 186V185H98ZM115 186H118L120 189L122 188L121 187V182L119 184H116ZM0 187V190H2V188ZM23 188V189H21ZM197 188V191L194 192L191 197H189L190 201L192 204L194 203H197L199 201H201V206L200 208H203L207 205H209V203L206 201V200H199L200 197L202 196L203 193L206 192L207 189H209V187H205L204 189H199L198 186H196ZM19 189V190H18ZM21 189V191H20ZM66 189V190H65ZM263 189V188H262ZM18 190V191H17ZM94 191H96L97 189H93ZM100 187H98V193H100ZM204 190V191H202ZM20 191V192H19ZM58 191V192H57ZM124 191V190H123ZM200 191H202L203 193H201ZM23 192V193H22ZM25 192V193H24ZM201 193V194H200ZM19 194V195H17ZM17 197V198H16ZM23 197V198H22ZM127 198L126 199H132L131 197H133V195H128L126 196ZM19 198V199H18ZM25 198V199H24ZM74 198V197H73ZM72 200H74L75 198H77V196ZM18 200V201H17ZM22 200V201H21ZM59 199H56L55 201H53L54 204H58L59 206H63L62 203L60 201H58ZM21 202V204H18V202ZM75 201V200H74ZM83 200H76V203H81ZM99 201L101 202L100 204H103L102 202V199L100 198ZM26 202L27 203H30L27 199H26ZM75 203V204H76ZM135 204V203H134ZM132 204L130 205V207H128L129 209H132L133 211H136L138 212V214H145L146 210L148 212H150L149 210L153 209L152 212H154L153 214H157L159 212V209H160V206H162L161 204L159 203H155L152 201V203H145V204ZM17 208V209H16ZM134 208V209H133ZM150 208V209H149ZM145 210V211H144ZM194 210V209H193ZM199 211V210H198ZM197 211V212H198ZM162 212V211H161ZM170 212H173L172 210H170ZM235 211H233V214L232 215H235L236 212L234 213ZM258 212H260L261 214V210H259ZM27 215H24L21 219L22 221H19L17 223L20 224V226L18 227L17 226V231L19 232V234L21 235V233H23L24 231L26 232L25 234L29 235L30 236V233L32 232V230H34V226L27 223L26 222V217ZM262 216V214H261ZM6 218V219H5ZM24 218V219H23ZM237 217H234L232 219H230L229 221H233L235 220ZM262 218V217H260ZM9 219V220H8ZM24 220V221H23ZM258 220V221H257ZM256 222V223H255ZM255 222L253 224H249L246 228V230H244L243 232V235L240 237L241 238V242L245 245L246 244V247H247V244H249V242L252 240L251 238L254 237V232L253 230H255V227L259 224L260 220L259 219H256ZM264 222V220H263ZM4 223V224H5ZM258 223V224H257ZM25 225V226H24ZM180 225V224H177V226ZM253 225V226H252ZM223 226H225L223 224ZM227 226V225H226ZM7 227V225H3V226H0V232L3 228ZM19 229V230H18ZM27 231H26V230ZM175 229V227H174ZM248 229V230H247ZM63 230V235H64V232H65V228H62ZM30 233H29V232ZM39 233V231H37ZM192 232V230H191ZM51 235L50 237L56 235L57 233H55L54 231L53 232H49ZM110 234V235H109ZM108 234V240H110V236L112 235V232H110ZM40 235V238H44L43 241L44 242H49L50 243V239H46L45 235L43 234H38ZM209 235L212 236V238H208L207 235H204L205 236V240H200L199 241V244H202L206 241V244H208L207 242L210 240V239H214V240H222V237L220 238H217V237H214L215 233H213L212 231H209ZM188 236H192V233H190ZM220 236V235H219ZM218 236V237H219ZM208 238V239H207ZM247 239V240H246ZM107 241H105V244H106ZM213 242V241H212ZM211 244V243H209ZM213 244V243H212ZM42 245V246H41ZM206 246V245H205ZM148 247V246H147ZM216 248V246H214ZM39 251L42 253V255H45L46 257L49 256V258H52L54 260H57L54 255H53V251H50V247H46V244L43 245V243L40 242V246H38ZM47 249L45 251V249ZM149 251L150 252H153L156 254V252H159V251H164L162 249V247H157L156 245H152V246H149ZM164 248V247H163ZM181 250H179V253H183L187 250V248H185V246H181ZM199 248V247H198ZM197 247L194 248V249H198ZM205 250L206 247H205ZM217 250V249H216ZM218 251V250H217ZM52 252V254L50 253ZM191 252V251H190ZM49 253V254H48ZM217 255H219L220 253H214ZM123 256V253L122 254H119L117 256H113L112 258H110L108 261V264L111 263L112 261H115L117 259H120V257ZM26 258H30L29 256L26 257ZM41 258V257H39ZM202 260H206V258L202 259ZM43 261V260H41ZM47 262V261H45ZM24 264H26L24 262ZM28 264V263H27ZM261 264H264L261 263Z\"/></svg>",
	"mask_w": 264,
	"mask_h": 264
},
{
	"label": "snow or ice",
	"instance_id": "snow-or-ice-1",
	"mask_svg": "<svg viewBox=\"0 0 264 264\" xmlns=\"http://www.w3.org/2000/svg\"><path fill=\"white\" fill-rule=\"evenodd\" d=\"M40 18H43V14L41 15V17Z\"/></svg>",
	"mask_w": 264,
	"mask_h": 264
}]
</instances>
